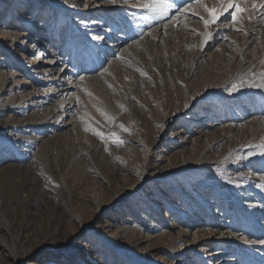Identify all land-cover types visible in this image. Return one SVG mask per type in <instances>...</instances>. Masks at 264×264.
<instances>
[{"label":"rangeland","instance_id":"obj_1","mask_svg":"<svg viewBox=\"0 0 264 264\" xmlns=\"http://www.w3.org/2000/svg\"><path fill=\"white\" fill-rule=\"evenodd\" d=\"M138 2L0 0L4 78L55 87L4 113L0 94V264H264V19L205 44L198 17Z\"/></svg>","mask_w":264,"mask_h":264},{"label":"snow or ice","instance_id":"obj_2","mask_svg":"<svg viewBox=\"0 0 264 264\" xmlns=\"http://www.w3.org/2000/svg\"><path fill=\"white\" fill-rule=\"evenodd\" d=\"M109 2L113 5L117 4V0H109ZM123 3L127 5V0H123ZM133 7L147 9L161 18L168 17L169 20L176 21L177 23L180 22L181 18L186 19L189 15L198 17L206 29L205 32L200 33L203 37L202 43L205 44L213 38L212 31L208 29L216 26L218 23L225 24L230 22L234 30L240 31L241 29H237L234 26L238 23H242L245 15H247L249 21H252L256 16L264 19V0H251L250 7L249 0H218V4L212 7H209L208 4L205 3V0H139ZM173 10L174 14L170 15ZM201 10L206 15H201ZM144 18L148 19V17ZM253 75H255V73ZM260 76L261 79H264V72H261ZM81 79H83V77H81ZM254 86L264 87V84H256ZM241 87H243V84H241ZM233 89L235 90V85H233ZM121 107L123 106L121 105ZM97 110L101 111L100 109ZM101 114L104 115L107 120L113 119L109 117L107 113L101 112ZM119 127L124 131H128L123 124H120ZM85 130L88 131L89 129L86 128ZM92 131L101 138L105 137L104 133L96 129H92ZM110 135L117 143H123V140L118 137L117 133L113 132ZM260 147L261 151L258 153H249V156L259 155L264 158V145ZM261 179H264V174H261ZM246 242L251 243L250 241ZM256 242L264 244V240Z\"/></svg>","mask_w":264,"mask_h":264},{"label":"bare ground","instance_id":"obj_3","mask_svg":"<svg viewBox=\"0 0 264 264\" xmlns=\"http://www.w3.org/2000/svg\"><path fill=\"white\" fill-rule=\"evenodd\" d=\"M16 38H18V36H16ZM8 42L10 43H6V44H3L2 41H0V47L2 49H5L7 51H9L10 49L12 50H16V47L15 45L17 44V41L15 39L14 36H11V37H8ZM21 39V38H20ZM4 40V39H3ZM7 41V40H6ZM34 47V46H33ZM33 47H31L33 49ZM32 49L31 52L33 51ZM11 51V50H10ZM15 54V53H13ZM25 55V54H24ZM22 54V57L24 56ZM26 58V57H24ZM1 60V59H0ZM41 62L40 60L37 61V60H30L29 62V65L27 64V68H30L34 73H37L36 74V79H39V78H42L41 80H43L45 83H47L50 87L51 86H54L55 85V82L58 80L57 78L53 77V74H52V71H54V61H47V64L48 66L44 69V70H39V67H38V63ZM26 64V63H25ZM41 71V72H40ZM40 74H43L44 75V79L43 77H38V75ZM65 76V75H64ZM5 77V73L3 70L0 71V94L1 93H8L10 96H11V101H8L7 102V105H5L2 109V112H7V111H13L14 109H18V108H21L20 106H22L23 108H27V107H30V106H34V104L37 102V104L35 105H38V103H41V104H47L48 102H50L53 94H54V89H48V90H44L42 91L43 93L39 94V93H36V92H27L28 94H25V95H19V89L20 87L22 86H26L27 83L25 82H21V81H18L15 79V75L14 74H11L9 76V78H4ZM58 77V76H57ZM66 85V84H64ZM64 85H61V88L59 89V91H63L62 93V101H65V96L67 95L68 91L72 88V87H69V86H64ZM57 86V85H56ZM75 86V85H74ZM49 88V87H48ZM52 88V87H51ZM47 89V88H46ZM58 89V88H57ZM30 90V89H29ZM36 90V89H35ZM41 91V90H40ZM57 91V90H56ZM22 92V91H21ZM58 92V91H57ZM23 93V92H22ZM25 93V92H24ZM70 93V92H69ZM59 94V93H58ZM55 95V94H54ZM20 96V97H19ZM69 96V94L67 95ZM66 96V97H67ZM19 99V103H16V101H14L15 99ZM40 104V105H41ZM59 104V103H58ZM62 104V103H61ZM39 106V105H38ZM42 106V105H41ZM61 106V105H60ZM40 107V106H39ZM63 107V106H62ZM60 108V107H59ZM39 109V108H38ZM21 110V109H20ZM52 110V109H51ZM50 111V110H48ZM16 112V111H15ZM48 114V113H47ZM50 116V115H49ZM11 118V117H10ZM17 122V121H16ZM26 122V121H24ZM20 123V122H18ZM16 125V124H15ZM26 124H22V126H18V127H15L14 128V131H17L19 132L18 129H21V128H24ZM14 126V124L10 121L6 122L4 126H2V129L1 131H5L6 129H9V128H12ZM14 134V133H13ZM1 135V134H0ZM106 224V223H105ZM106 227H109V224L108 225H105ZM123 229L122 228H119L115 231H113V235H122V232ZM217 264H224V262L222 261H218Z\"/></svg>","mask_w":264,"mask_h":264}]
</instances>
